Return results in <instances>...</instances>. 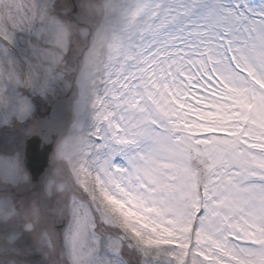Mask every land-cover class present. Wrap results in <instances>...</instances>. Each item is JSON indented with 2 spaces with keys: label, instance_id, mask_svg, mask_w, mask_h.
<instances>
[{
  "label": "snow or ice",
  "instance_id": "obj_1",
  "mask_svg": "<svg viewBox=\"0 0 264 264\" xmlns=\"http://www.w3.org/2000/svg\"><path fill=\"white\" fill-rule=\"evenodd\" d=\"M0 264H264V0H0Z\"/></svg>",
  "mask_w": 264,
  "mask_h": 264
}]
</instances>
